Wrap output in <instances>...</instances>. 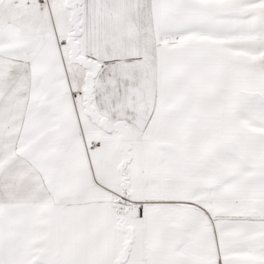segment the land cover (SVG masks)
<instances>
[{
  "label": "snow or ice",
  "instance_id": "6c2138e0",
  "mask_svg": "<svg viewBox=\"0 0 264 264\" xmlns=\"http://www.w3.org/2000/svg\"><path fill=\"white\" fill-rule=\"evenodd\" d=\"M0 264H264V0H0Z\"/></svg>",
  "mask_w": 264,
  "mask_h": 264
}]
</instances>
